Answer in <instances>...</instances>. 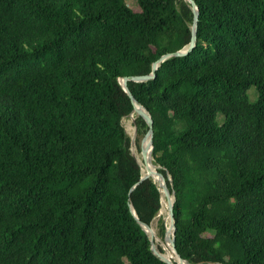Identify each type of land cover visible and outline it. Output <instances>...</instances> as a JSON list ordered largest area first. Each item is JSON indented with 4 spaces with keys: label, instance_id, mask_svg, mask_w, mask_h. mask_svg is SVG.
<instances>
[{
    "label": "trees",
    "instance_id": "trees-1",
    "mask_svg": "<svg viewBox=\"0 0 264 264\" xmlns=\"http://www.w3.org/2000/svg\"><path fill=\"white\" fill-rule=\"evenodd\" d=\"M193 1V51L127 87L153 120L177 254L264 264V0ZM135 7L0 0V264H166L129 208L151 225L161 196L140 181L118 80L187 45L192 11L184 0ZM131 129L147 128L136 117ZM166 227L159 218L161 240Z\"/></svg>",
    "mask_w": 264,
    "mask_h": 264
},
{
    "label": "water",
    "instance_id": "water-1",
    "mask_svg": "<svg viewBox=\"0 0 264 264\" xmlns=\"http://www.w3.org/2000/svg\"><path fill=\"white\" fill-rule=\"evenodd\" d=\"M184 1L189 4L190 9L192 11V23L190 26L189 43L177 51H174L171 53H166V54L162 55L159 59H157L155 62H153L151 65L150 74L141 75V76H126V77H122L118 80L121 88L128 95V97L130 98L131 103L133 105V111L129 116H132V114H135V118L140 117L146 124L147 129H146L145 135H144V137L140 143V154H141L142 161L144 164L147 165V161L149 158L152 160L153 168L146 166V172L145 173H143L142 168H140V171H141L140 181L145 180L147 178H151L153 180V182H155L158 186V190H159L160 196H161V207H162L163 200L166 201L167 216H166L165 223H166L167 227L165 230L163 241L165 242L168 240L170 242L172 250L176 255V259L174 261H171L164 256L165 255L164 254V252H165L164 248H162L163 252H160V250L158 248L159 246L156 245V240L158 238L152 232H150L151 231V225H147V224L142 223L138 219L133 207L131 205H129V208H130L132 215L136 219L137 223L140 225L142 230L148 236L149 241H150V250H151L152 254L166 264H191V263L182 259L177 254V251L175 248V226H174V218H173V204H174L175 197H174V193L170 192V190L167 186L165 177L162 176L157 171L158 166L154 165V163H153V157H152L153 120H152L150 114L148 113V111L146 110V108H144L138 101H136L134 99V97L132 96L131 92L129 91V89L127 87V82L132 81V82H136V83H145L147 81L153 80L156 77L157 69L159 68V66L163 62H165L166 60H168L170 58L185 57L193 51L194 47L196 46V39H197L196 33H197V22H198V17H199V11H198V7H197L196 3L193 0H184ZM135 118L132 119L134 123H135ZM148 137H149V141L147 144H145L144 143L145 139ZM132 144H133V141L131 140L130 146H132ZM130 154L136 159V157L134 156V154L131 151V148H130ZM136 161H137L138 165L140 166V163L138 162L137 159H136ZM168 181L171 184V178L170 177H168ZM160 210H159L158 215H160Z\"/></svg>",
    "mask_w": 264,
    "mask_h": 264
},
{
    "label": "bare ground",
    "instance_id": "bare-ground-1",
    "mask_svg": "<svg viewBox=\"0 0 264 264\" xmlns=\"http://www.w3.org/2000/svg\"><path fill=\"white\" fill-rule=\"evenodd\" d=\"M131 118L133 119V118H135V114H132V116H131ZM133 121V120H132ZM122 125H123V127H124V130H125V133H126V135L129 137V139H130V141L132 140L133 141V144H132V153L134 154V156L136 157V159L138 160V162L140 163V166H141V168H142V172L143 173H145L146 172V166H148V167H150V168H153V164L151 165V162H152V160L149 158L148 159V161H147V165L146 164H144L143 163V161H142V157H141V154H139L138 153V150H137V142H136V138H135V134L133 133V131H132V129H131V125H132V123L131 122H129V123H127L126 122V119H123L122 120ZM148 141H149V138H148ZM148 141H147V143H148ZM166 201L165 200H163V202H162V207H161V210H160V214H166V216H167V209H166ZM158 219V218H157ZM156 221V220H155ZM150 232H152L153 234H154V232H153V230H152V228H151V231ZM155 235V234H154ZM156 242H157V240H156ZM169 245H170V250H171V252L167 249V248H164V250H165V252H164V256L167 258V259H169V260H171V261H174L175 259H176V255H175V253L173 252V250H172V247H171V244H170V242H169ZM166 247V246H165Z\"/></svg>",
    "mask_w": 264,
    "mask_h": 264
},
{
    "label": "rangeland",
    "instance_id": "rangeland-1",
    "mask_svg": "<svg viewBox=\"0 0 264 264\" xmlns=\"http://www.w3.org/2000/svg\"><path fill=\"white\" fill-rule=\"evenodd\" d=\"M135 1L136 0H125V3L126 5L129 7V8H132L133 10H137V8L135 7ZM248 94L250 96V99L253 101L255 99V91L253 89H250L248 91ZM128 121H130L132 124H133V121H132V118L131 116H128L126 118H124ZM145 133H142V132H138L137 134H135V138H136V142H137V150H138V153L140 154V143H141V140L143 139ZM149 138V137H148ZM148 138L145 139V144H147V141H148ZM151 165H152V162H151ZM158 218V219H157ZM159 218H163L164 221L166 220V214H160V215H157L156 218L153 220L152 224H151V228L155 234V236L159 239H157V242H156V245L157 246H162L161 248H167L170 252V248L166 246V244L164 243L163 240H161V238L158 236V228H157V224H158V220ZM156 220V221H155ZM166 246V247H165Z\"/></svg>",
    "mask_w": 264,
    "mask_h": 264
}]
</instances>
